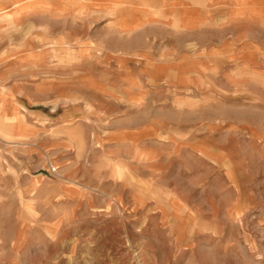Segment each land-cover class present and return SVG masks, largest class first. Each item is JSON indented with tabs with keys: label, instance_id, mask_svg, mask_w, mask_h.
<instances>
[{
	"label": "rangeland",
	"instance_id": "rangeland-1",
	"mask_svg": "<svg viewBox=\"0 0 264 264\" xmlns=\"http://www.w3.org/2000/svg\"><path fill=\"white\" fill-rule=\"evenodd\" d=\"M30 1L0 14V98L22 94L38 128L0 120V264H264V19L226 38L154 9L129 45L103 12L80 22ZM251 41L259 78L249 56L244 70L213 72L189 57ZM119 48L152 78L177 60L183 87L149 86L138 71L128 89L101 84ZM204 136L227 148L218 159L187 150Z\"/></svg>",
	"mask_w": 264,
	"mask_h": 264
},
{
	"label": "crops",
	"instance_id": "crops-1",
	"mask_svg": "<svg viewBox=\"0 0 264 264\" xmlns=\"http://www.w3.org/2000/svg\"><path fill=\"white\" fill-rule=\"evenodd\" d=\"M42 2H45L49 6V8L46 9L49 11V14L53 13L60 17L72 14L74 16H79L77 18H79L80 22L87 13L97 15L103 12V17H105V21L103 22L105 23V28H110L112 30H114V28H120L121 30L116 32H119L120 35L123 36V41L121 42L126 41L125 38L128 37L129 45L131 42V36H134L137 33L136 31H140L143 26L145 27L146 23L152 16L150 14L145 16V12L149 13L154 9L159 10L161 14L159 13L158 15L164 16L167 20L168 18L173 19L171 21L175 22L180 20L181 23H178V25L180 24V27H183V31L194 32L201 29H211L216 35L219 33L221 37L226 38L227 36L237 35L236 33L230 35L227 32L230 30L228 28L232 27L234 23L241 20L255 23L257 22L258 17L264 19V2L262 3V7H258V2H254L253 4L251 0H42ZM7 4L9 5L7 6ZM157 4H160V6H156ZM251 4H253V6H251ZM22 6L23 8H21ZM30 6H32L30 0H0V14H2V12L12 13V11L18 8H21L26 12ZM19 12L21 11L19 10L18 13ZM27 16H29V13L25 17ZM209 36L210 33L204 37L207 38ZM114 40L115 36L111 38L110 43L113 47H115ZM220 45L222 44H219V46ZM219 46L218 49L212 47L210 44L202 46L198 50H194L193 55H189V57L199 56L201 59L203 56H207V64L210 65L208 70L213 72L224 69H220L219 63H226V65H230L233 69L240 68L244 70L248 65L245 61L249 56L254 60L252 67L254 76L257 75L258 78L260 77V47H258L255 42H246L244 45H242V42L235 43L232 51H228L226 47L219 48ZM128 47H126L127 51ZM108 50L111 49L108 48ZM116 51L111 52L114 57L107 56V61L109 60V62L113 63L111 67H114L116 70L109 71L106 68L105 70H100V75L102 77L103 75L105 76V79L101 84H111L109 83L110 79H115L117 80L116 83L119 88L128 89L130 85V80L127 79L128 76L135 74V72L138 71V75H140V79L142 80L140 81L143 83L145 82L147 85L149 84V86L153 83L158 84L159 82H163L164 84L172 83L175 88L183 87L181 83H177V80L180 79V72H182V70L184 72L185 70L180 68V62L177 63V60L169 63H162V65L166 67L160 69L159 67L161 66L153 67L152 69H154L156 73H164L161 79H157L156 77L152 78V75L149 74L146 67L143 68L144 65H147L146 61L143 62V64L137 62V60L134 61L131 58L122 61V58H125L126 54L122 53L123 51L121 48L116 49ZM144 69H146L147 72ZM156 69L158 71H156ZM200 71V68L193 67L190 68L187 73L189 75H199ZM117 76H119V78H116ZM138 83L141 85L140 82ZM188 87H195V85ZM104 89L105 91H108L107 88ZM1 90L10 92V89L7 87H3ZM93 92L99 97L104 95L103 92L95 89ZM21 96L22 94L18 96L15 94L9 96L8 94V96L5 95V97L2 96V98H0V120L5 119L6 117V119H12L10 122H13V125L18 124L19 129L36 130L38 129L36 126L26 123L27 121L34 123L29 118L32 111L24 109L27 106H24L25 104L22 101ZM46 118L48 119V122L54 123L55 125L56 118ZM19 124H21V126ZM52 139L55 141L54 138ZM205 139L208 140V144L204 143ZM186 148L193 152V155L201 158L205 157L206 152L208 151L209 153L214 154L215 160L221 155V151L227 149L226 147H218L206 136L198 139V141L190 142Z\"/></svg>",
	"mask_w": 264,
	"mask_h": 264
}]
</instances>
